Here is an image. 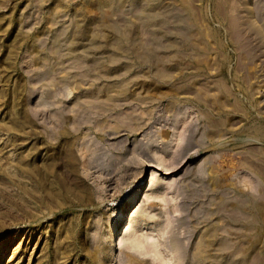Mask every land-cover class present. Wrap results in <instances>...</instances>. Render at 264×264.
<instances>
[{
    "label": "rangeland",
    "instance_id": "obj_1",
    "mask_svg": "<svg viewBox=\"0 0 264 264\" xmlns=\"http://www.w3.org/2000/svg\"><path fill=\"white\" fill-rule=\"evenodd\" d=\"M153 254L264 264V0H0V264Z\"/></svg>",
    "mask_w": 264,
    "mask_h": 264
},
{
    "label": "clouds",
    "instance_id": "obj_2",
    "mask_svg": "<svg viewBox=\"0 0 264 264\" xmlns=\"http://www.w3.org/2000/svg\"><path fill=\"white\" fill-rule=\"evenodd\" d=\"M152 260H153V264H179V261L174 258L165 259L156 254H153Z\"/></svg>",
    "mask_w": 264,
    "mask_h": 264
},
{
    "label": "bare ground",
    "instance_id": "obj_3",
    "mask_svg": "<svg viewBox=\"0 0 264 264\" xmlns=\"http://www.w3.org/2000/svg\"><path fill=\"white\" fill-rule=\"evenodd\" d=\"M150 183H151V181H150ZM153 185H154V184L152 183L151 186H153ZM135 193H137V190H136ZM135 193H134V194H135ZM132 201H133V199H132ZM132 201H130V203H131ZM128 205H129V204H128ZM127 207H128V206H126L125 208H127ZM122 216H123V215H122ZM122 216H121V218H122ZM126 218H127V217H126ZM124 220H125V218H124ZM131 225H132L131 223L128 224V227L126 228V231H127V232H131V230H132V229H131V228H132ZM115 231H116V230H114L113 234L111 235L110 243H112V241H113V239H114V236H113V235H114ZM112 236H113V237H112ZM132 241H134V239H133ZM132 241L130 240V243H131V244H133Z\"/></svg>",
    "mask_w": 264,
    "mask_h": 264
}]
</instances>
